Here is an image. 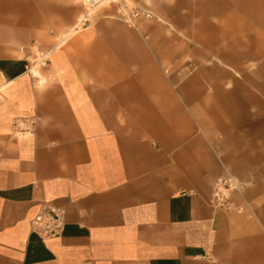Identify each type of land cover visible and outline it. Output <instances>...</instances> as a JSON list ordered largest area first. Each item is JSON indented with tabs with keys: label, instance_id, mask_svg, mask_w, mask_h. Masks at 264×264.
Returning a JSON list of instances; mask_svg holds the SVG:
<instances>
[{
	"label": "crops",
	"instance_id": "crops-1",
	"mask_svg": "<svg viewBox=\"0 0 264 264\" xmlns=\"http://www.w3.org/2000/svg\"><path fill=\"white\" fill-rule=\"evenodd\" d=\"M198 2L264 24V0ZM73 29L46 40L43 72L0 58V264H264V43L214 46L197 27L204 50L261 57L257 79L207 69L205 95L202 73L176 89L164 78L154 29L149 42L118 19ZM225 175L242 183L229 212L209 203ZM45 206L65 224L43 241L31 221Z\"/></svg>",
	"mask_w": 264,
	"mask_h": 264
},
{
	"label": "rangeland",
	"instance_id": "rangeland-1",
	"mask_svg": "<svg viewBox=\"0 0 264 264\" xmlns=\"http://www.w3.org/2000/svg\"><path fill=\"white\" fill-rule=\"evenodd\" d=\"M126 1L152 14L151 20H141L138 23L137 33L149 42L153 37L151 29L157 31L154 36L158 37L159 45L154 51V58L161 65L164 78L170 80L175 89L178 83L193 80L202 73L206 75L202 78V94L213 93L217 84L209 81V68L216 75L222 71L238 81H241L244 73L250 74L251 79H257L258 58H261L257 55L258 51H253L249 57L237 54V51L236 54L226 56L216 55L215 50L202 48L201 44L206 36L195 30L197 27L209 26L213 32L208 41L211 40L214 46L221 45L232 37L243 43L263 44L264 24H259L256 18H250L244 10L235 9V19L232 21L230 17L205 16L202 12L210 6L200 4L198 0H160L153 8H146L135 0ZM0 3L6 5L5 10L0 13V58H22V48L37 47L47 50L43 46L46 40L51 39L54 46L64 33L72 29L85 10L83 0H0ZM92 14V25L103 18L116 19L117 7L102 4ZM159 18L171 24L175 31H170ZM165 34L168 45L163 51L161 36ZM163 74L161 73L162 76Z\"/></svg>",
	"mask_w": 264,
	"mask_h": 264
},
{
	"label": "built area",
	"instance_id": "built-area-1",
	"mask_svg": "<svg viewBox=\"0 0 264 264\" xmlns=\"http://www.w3.org/2000/svg\"><path fill=\"white\" fill-rule=\"evenodd\" d=\"M85 10L79 15L75 25L76 31H83L93 23V10L102 4L115 5L119 21L128 27L138 31V23L141 20L149 21L152 14L135 4H129L126 0H83ZM26 63L25 71L29 72L30 67L36 66L39 70L45 69L48 65L47 50L37 47L20 49ZM20 133H25L32 128L33 123L27 120H17L15 123ZM242 188V183L232 175H225L216 179L211 188L210 205L214 209L223 211H234L236 204L232 201V195ZM65 224V211L55 206H45L32 219V231L43 241L56 238L61 235Z\"/></svg>",
	"mask_w": 264,
	"mask_h": 264
},
{
	"label": "bare ground",
	"instance_id": "bare-ground-1",
	"mask_svg": "<svg viewBox=\"0 0 264 264\" xmlns=\"http://www.w3.org/2000/svg\"><path fill=\"white\" fill-rule=\"evenodd\" d=\"M76 30L75 29H73L70 33H74ZM38 70V68L36 67V66H31L30 67V70H29V74H32V75H34V74H36V71Z\"/></svg>",
	"mask_w": 264,
	"mask_h": 264
}]
</instances>
